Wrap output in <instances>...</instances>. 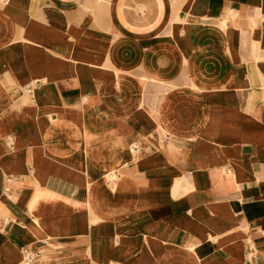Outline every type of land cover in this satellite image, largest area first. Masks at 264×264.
<instances>
[{
    "label": "crops",
    "instance_id": "crops-1",
    "mask_svg": "<svg viewBox=\"0 0 264 264\" xmlns=\"http://www.w3.org/2000/svg\"><path fill=\"white\" fill-rule=\"evenodd\" d=\"M27 256L264 264V0L0 3V264Z\"/></svg>",
    "mask_w": 264,
    "mask_h": 264
},
{
    "label": "built area",
    "instance_id": "built-area-1",
    "mask_svg": "<svg viewBox=\"0 0 264 264\" xmlns=\"http://www.w3.org/2000/svg\"><path fill=\"white\" fill-rule=\"evenodd\" d=\"M7 1H8V0H0V3H2V4H6ZM25 264H33V260H32V258H30V257L27 256V259H26V261H25Z\"/></svg>",
    "mask_w": 264,
    "mask_h": 264
},
{
    "label": "bare ground",
    "instance_id": "bare-ground-1",
    "mask_svg": "<svg viewBox=\"0 0 264 264\" xmlns=\"http://www.w3.org/2000/svg\"><path fill=\"white\" fill-rule=\"evenodd\" d=\"M115 176V175H114ZM113 178V177H112Z\"/></svg>",
    "mask_w": 264,
    "mask_h": 264
}]
</instances>
